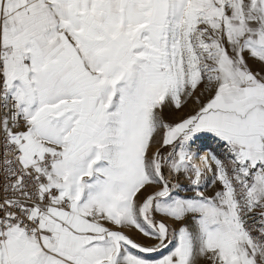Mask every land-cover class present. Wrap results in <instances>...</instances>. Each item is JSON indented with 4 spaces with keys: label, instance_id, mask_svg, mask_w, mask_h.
Instances as JSON below:
<instances>
[{
    "label": "snow or ice",
    "instance_id": "obj_1",
    "mask_svg": "<svg viewBox=\"0 0 264 264\" xmlns=\"http://www.w3.org/2000/svg\"><path fill=\"white\" fill-rule=\"evenodd\" d=\"M0 264H264V0H0Z\"/></svg>",
    "mask_w": 264,
    "mask_h": 264
}]
</instances>
